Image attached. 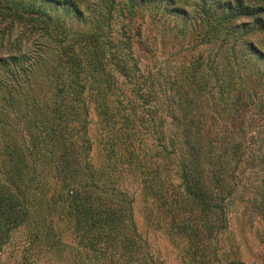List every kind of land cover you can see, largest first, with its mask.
Returning a JSON list of instances; mask_svg holds the SVG:
<instances>
[{"label":"trees","instance_id":"16d2710c","mask_svg":"<svg viewBox=\"0 0 264 264\" xmlns=\"http://www.w3.org/2000/svg\"><path fill=\"white\" fill-rule=\"evenodd\" d=\"M138 1L111 0L97 23L73 30L0 0V37L19 33L18 58L0 52V260L12 245L19 264H163L138 233L128 178L184 264H244L229 222L243 191L264 247V0H192L193 25L166 0L164 14L170 6L190 26L166 70L152 63L167 35L145 37L150 11ZM250 167L261 175L243 184Z\"/></svg>","mask_w":264,"mask_h":264},{"label":"rangeland","instance_id":"374dc122","mask_svg":"<svg viewBox=\"0 0 264 264\" xmlns=\"http://www.w3.org/2000/svg\"><path fill=\"white\" fill-rule=\"evenodd\" d=\"M16 3L22 4L24 6H35L36 8L43 10L47 14L54 17L56 20L59 19L61 22L68 27V29H80L88 25V23H97L98 21V11L110 4L111 0H13ZM140 1V0H139ZM138 1V2H139ZM147 6H144V2H139V7L144 9V11L149 9L150 13L146 16L145 19V37L148 36V33L157 34V31L160 29V36L162 33L167 35L165 42L160 43L159 52L155 54V59L153 60L152 67L160 68L163 67L165 70L173 65L176 61V45H179V42H176V34L185 27H190L189 24H185V18L176 16V13H170L171 7L167 10L166 15L163 12L165 5L167 6L166 0H147ZM192 0H175V6L184 8L187 11L188 16H186V21L192 20V25L198 18V9H196V3L192 5ZM119 5L125 3V0H115ZM122 2V3H121ZM162 3V10L159 8ZM103 7V8H102ZM171 8V9H170ZM76 10L84 13V19L78 17ZM156 15V19L150 17ZM110 20L108 25L112 33L120 34L121 22L119 20ZM189 21V22H190ZM189 31V29H187ZM110 31V32H111ZM19 33H14L13 36L0 37V52L2 53V59L7 61L9 57H17V51L14 50L12 46L18 39ZM28 39V38H27ZM220 41V40H219ZM258 46L264 50V41L263 43L258 42ZM208 52L213 56L217 53V47L214 46L208 49ZM238 53H244V49H238ZM153 54H149L148 58L152 57ZM30 59V56L28 57ZM151 59V58H150ZM3 66L4 69L13 70V66L10 63L5 62ZM20 65H26L24 63ZM3 71L0 69V77L4 78ZM96 115L94 111H91V122L92 127L90 130V136L93 141V152H92V161L94 164H99L101 161V146L100 140L98 139V128L96 126ZM251 126L249 128L250 137L254 134L255 137L258 135V130H255V133H252ZM155 138H159L158 135ZM153 139V138H151ZM151 140H148L150 142ZM169 137L167 138V142ZM151 143V142H150ZM254 147V144L251 145ZM175 149V156H179L177 152V145L173 146L170 150ZM251 151V149H250ZM177 152V153H176ZM258 172L253 171L250 167L248 171L244 172V177H242L243 184L247 183L248 180L258 181ZM239 174V172H238ZM176 177V176H175ZM125 188L129 191L134 199V220L138 230V233L148 246L149 252L152 253L154 257L159 259L163 264H184L179 250L176 247H173L171 241L169 240L166 232L159 228V224L156 222V215L152 214V205L150 201L142 195L140 191V185L137 182H134L133 179L128 178L125 180ZM243 186V185H242ZM247 191L239 193V195L230 201L229 203V222H230V232L234 234L235 244L240 248L241 259L244 264H263L262 259L264 257V247L261 243L260 235L263 232L262 225L257 215L253 213L252 206L248 204ZM244 198V200H242ZM243 201V202H242ZM65 241H70L71 236L69 231L65 230V235H63ZM20 247H6L5 252L1 257L0 264H12L17 261L19 264V252ZM56 261V260H55ZM53 264H58V262H53Z\"/></svg>","mask_w":264,"mask_h":264}]
</instances>
